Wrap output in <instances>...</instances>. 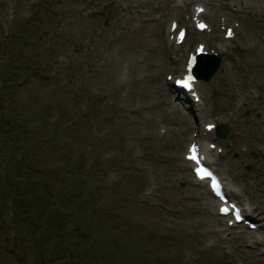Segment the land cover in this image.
I'll return each instance as SVG.
<instances>
[{"label":"rangeland","instance_id":"obj_1","mask_svg":"<svg viewBox=\"0 0 264 264\" xmlns=\"http://www.w3.org/2000/svg\"><path fill=\"white\" fill-rule=\"evenodd\" d=\"M197 2L0 0V264H264V0ZM198 42L219 65L193 102L171 82ZM190 140L257 229L216 217Z\"/></svg>","mask_w":264,"mask_h":264},{"label":"water","instance_id":"obj_2","mask_svg":"<svg viewBox=\"0 0 264 264\" xmlns=\"http://www.w3.org/2000/svg\"><path fill=\"white\" fill-rule=\"evenodd\" d=\"M217 63V64H216ZM217 66H218V61L217 60H214L213 62H212V64H211V66H210V70L209 71H207L206 72V74H204V76H203V79L204 80H207V79H209V77L212 75V73L214 72V70L217 68ZM202 72H205V71H202ZM208 72H210V73H208ZM229 129L227 128V127H225V126H223V127H219L218 129H217V131H216V135H217V137H219V138H222V137H224L225 136V134H226V132L228 131Z\"/></svg>","mask_w":264,"mask_h":264},{"label":"bare ground","instance_id":"obj_3","mask_svg":"<svg viewBox=\"0 0 264 264\" xmlns=\"http://www.w3.org/2000/svg\"><path fill=\"white\" fill-rule=\"evenodd\" d=\"M187 1H189V0H179L178 2H183V3H185V2H187ZM204 0H199V2H203ZM199 5V4H198ZM202 5V4H201ZM203 6V5H202ZM162 8H164L165 7V5H162L161 6ZM202 15H204V13H202L200 16H202ZM202 33H205V31H203ZM234 37H236V36H234ZM207 124H212V122H207V123H204L203 124V126H205V125H207ZM215 129V128H214ZM212 133H215L214 131H212ZM202 152L205 154V156H206V158L208 157V154H209V150H207V149H202ZM223 189H224V187H223ZM229 190V192H232V193H236L237 191H235V189L233 188V189H231V188H229L228 189Z\"/></svg>","mask_w":264,"mask_h":264},{"label":"snow or ice","instance_id":"obj_4","mask_svg":"<svg viewBox=\"0 0 264 264\" xmlns=\"http://www.w3.org/2000/svg\"><path fill=\"white\" fill-rule=\"evenodd\" d=\"M201 27H203V25H201ZM191 151H192V155L189 156V159L194 160V161H197L198 158H197V155H196V149H195V146H193V148L191 149ZM223 211L227 212L228 209H223Z\"/></svg>","mask_w":264,"mask_h":264},{"label":"trees","instance_id":"obj_5","mask_svg":"<svg viewBox=\"0 0 264 264\" xmlns=\"http://www.w3.org/2000/svg\"><path fill=\"white\" fill-rule=\"evenodd\" d=\"M66 233H69V232H66ZM42 258L43 257H40L39 255H37L36 253L34 255H32V264H40V263H37L39 260L42 262Z\"/></svg>","mask_w":264,"mask_h":264}]
</instances>
